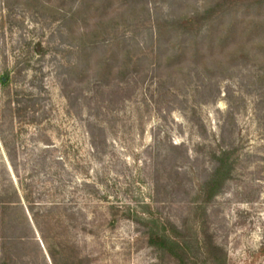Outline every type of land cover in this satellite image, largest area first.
<instances>
[{"label": "rangeland", "instance_id": "rangeland-1", "mask_svg": "<svg viewBox=\"0 0 264 264\" xmlns=\"http://www.w3.org/2000/svg\"><path fill=\"white\" fill-rule=\"evenodd\" d=\"M97 1L0 0V264L157 263L124 213L146 204L197 232L220 148L234 149L233 169L207 206L209 233L227 264H264L261 62L239 52L227 65L229 47L182 51L166 21L201 0ZM113 17L90 36L98 48L82 71L79 36ZM115 36L138 65L98 76Z\"/></svg>", "mask_w": 264, "mask_h": 264}, {"label": "trees", "instance_id": "trees-1", "mask_svg": "<svg viewBox=\"0 0 264 264\" xmlns=\"http://www.w3.org/2000/svg\"><path fill=\"white\" fill-rule=\"evenodd\" d=\"M109 1L111 0L92 2V6L100 7L105 11L111 4ZM87 4L91 5V3ZM134 6L132 1L129 7L132 13L136 10ZM230 7L235 14H230ZM250 14L253 18L246 19L245 17ZM116 23L117 17L109 19L106 23L98 21L91 32L79 36L81 54L78 63L83 62L82 71L92 66V54L98 48L97 40L91 37L96 33L102 35L108 26ZM166 23L167 26L164 28L166 33L173 32L176 36L186 37L183 42L185 44L183 52L190 50L196 55L202 50L213 52L218 48L223 51L224 48L229 47L225 54L227 65L239 52L250 54L253 60L261 62L258 82H264V42L259 40L255 44L253 38L264 33V0H201V7H195L193 12L185 13L179 19ZM158 29L161 37H164L166 33L161 31L162 27L158 25ZM88 37V41H85ZM238 37L242 40H237ZM133 56L126 51L124 40L115 36L109 55L96 58V74L99 76L106 71L113 72L116 68L120 71L126 68V65H131L134 70L139 58L133 59ZM77 68L75 66L71 72H76ZM7 81V76L6 81L0 79L1 83ZM233 154L234 149L223 148L210 153L213 168L201 185L200 195L194 208L193 216L198 220L197 232L187 227L185 223L180 227L168 219H162L146 204L141 206V210L128 208L124 213V217L142 226V235L146 244L152 248L157 259V263L154 264H164L166 260L173 264H227L226 253L214 242L212 234L209 233L206 210L208 204L231 177ZM111 213L115 221L116 212L111 211Z\"/></svg>", "mask_w": 264, "mask_h": 264}]
</instances>
